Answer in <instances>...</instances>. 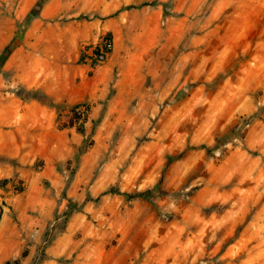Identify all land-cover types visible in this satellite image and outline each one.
Instances as JSON below:
<instances>
[{
    "label": "rangeland",
    "instance_id": "374dc122",
    "mask_svg": "<svg viewBox=\"0 0 264 264\" xmlns=\"http://www.w3.org/2000/svg\"><path fill=\"white\" fill-rule=\"evenodd\" d=\"M35 21L113 39L75 123L9 65ZM1 96L74 138L0 120V264H264V0H0Z\"/></svg>",
    "mask_w": 264,
    "mask_h": 264
},
{
    "label": "crops",
    "instance_id": "0c3cea01",
    "mask_svg": "<svg viewBox=\"0 0 264 264\" xmlns=\"http://www.w3.org/2000/svg\"><path fill=\"white\" fill-rule=\"evenodd\" d=\"M36 25L35 21L33 26L25 32L23 44L18 52L9 58V65L17 66L20 80L26 87H41L52 102H62L71 106L79 104L84 99V94L78 92L77 89L80 88L78 85L74 86V77L88 69L86 65L73 64L77 62L79 50L71 59L72 64H66L65 59L51 53L50 49L56 44L52 34L54 31L37 29L34 27ZM51 56L52 59H50ZM39 66L46 68L41 76H39ZM67 88L76 90V93L65 94L64 92H68ZM0 120L2 126L14 122L13 124L17 123L19 126L26 125L35 130L40 129L42 133L50 136L46 139V148L56 144L54 138L60 134L62 149L56 155L57 157L64 155L66 140L63 133L67 132L74 138L71 130L58 131L54 123L55 112L34 99L22 100L14 96H1Z\"/></svg>",
    "mask_w": 264,
    "mask_h": 264
},
{
    "label": "built area",
    "instance_id": "2783aa9c",
    "mask_svg": "<svg viewBox=\"0 0 264 264\" xmlns=\"http://www.w3.org/2000/svg\"><path fill=\"white\" fill-rule=\"evenodd\" d=\"M113 48L114 42L112 38L104 40L100 39L96 43L84 45L80 52V55L83 57L82 62L90 70L95 69L111 56Z\"/></svg>",
    "mask_w": 264,
    "mask_h": 264
},
{
    "label": "trees",
    "instance_id": "16d2710c",
    "mask_svg": "<svg viewBox=\"0 0 264 264\" xmlns=\"http://www.w3.org/2000/svg\"><path fill=\"white\" fill-rule=\"evenodd\" d=\"M82 19V18H81ZM83 19H87V17H83ZM112 37H111V35L110 34H106V35H104V36H102L101 37V40H104V39H111ZM83 60V57L80 55V60L79 61H82ZM80 63V62H79ZM81 63H83V62H81ZM43 97H45V96H43ZM36 100H38V101H40V98L39 97H36ZM82 107V105L81 104H76V105H74V106H72L71 108H70V110H69V119H70V123H75L76 122V119H78V117L80 116V108ZM77 132H82V129H77ZM152 194V191L151 190H149V191H145V192H141V193H137V194H135L134 196H136V197H142V196H144V195H149V197H150V195ZM126 195V194H125Z\"/></svg>",
    "mask_w": 264,
    "mask_h": 264
}]
</instances>
